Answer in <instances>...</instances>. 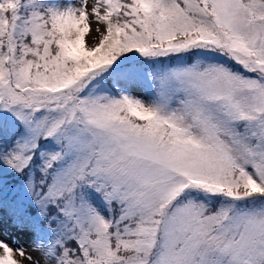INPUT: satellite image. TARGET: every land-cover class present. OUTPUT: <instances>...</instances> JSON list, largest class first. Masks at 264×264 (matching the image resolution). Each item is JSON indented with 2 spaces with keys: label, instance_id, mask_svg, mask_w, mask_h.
Here are the masks:
<instances>
[{
  "label": "snow or ice",
  "instance_id": "1",
  "mask_svg": "<svg viewBox=\"0 0 264 264\" xmlns=\"http://www.w3.org/2000/svg\"><path fill=\"white\" fill-rule=\"evenodd\" d=\"M9 228L0 264H264V0H0Z\"/></svg>",
  "mask_w": 264,
  "mask_h": 264
},
{
  "label": "rangeland",
  "instance_id": "2",
  "mask_svg": "<svg viewBox=\"0 0 264 264\" xmlns=\"http://www.w3.org/2000/svg\"><path fill=\"white\" fill-rule=\"evenodd\" d=\"M0 240L6 241L11 247H13L14 250L22 244L25 247L29 248V252H31V238L25 233H18L15 230L9 228L0 233ZM31 254L35 255V253ZM16 259H21L18 253H16ZM23 264H29V262L25 260L23 261Z\"/></svg>",
  "mask_w": 264,
  "mask_h": 264
},
{
  "label": "bare ground",
  "instance_id": "3",
  "mask_svg": "<svg viewBox=\"0 0 264 264\" xmlns=\"http://www.w3.org/2000/svg\"><path fill=\"white\" fill-rule=\"evenodd\" d=\"M93 27H95V25H93Z\"/></svg>",
  "mask_w": 264,
  "mask_h": 264
}]
</instances>
